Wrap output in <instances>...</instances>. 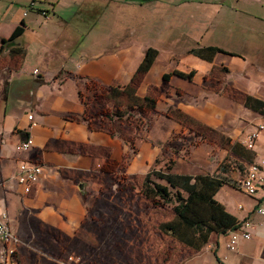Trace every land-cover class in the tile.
<instances>
[{"label": "crops", "instance_id": "obj_1", "mask_svg": "<svg viewBox=\"0 0 264 264\" xmlns=\"http://www.w3.org/2000/svg\"><path fill=\"white\" fill-rule=\"evenodd\" d=\"M119 20L125 22L121 31ZM96 26L101 31L90 38ZM12 36L14 43L2 47V38ZM206 45L228 52L217 51L208 60L191 51ZM149 46L158 52L137 88L139 94L160 86L164 72L193 70L191 78L170 76L167 87L173 89L165 95L163 109L171 104L208 126H214L217 116L236 115L241 118L235 129L238 141L229 136L230 142L221 145V159L230 155L246 169L264 158V130L252 148L243 143L248 129L264 122V113L242 103L245 93L264 100V0H0V205L13 232L28 238L40 233L48 264H66L71 255H85L93 264L109 257L108 240L127 241L86 221L97 188L111 177L146 173L170 129L183 125L159 108L162 117L150 124L158 143L148 135L134 156L128 138L83 117L86 94L98 86L128 83ZM88 77L97 84H87ZM27 135L31 147L17 149L15 144ZM20 161L44 167L29 192L12 176ZM207 164L210 174L230 178L224 177L215 198L238 223L248 219L253 226L251 237H239L234 248L228 246L226 232L215 234L206 251L213 250L220 264H258L264 260V212L255 207L264 203V183L249 195L238 185L245 170L228 175L218 163ZM220 189L242 195L234 200L232 195L219 197ZM86 232L99 237L100 244L104 241L105 248L87 242ZM22 253L19 249L18 260Z\"/></svg>", "mask_w": 264, "mask_h": 264}, {"label": "rangeland", "instance_id": "obj_2", "mask_svg": "<svg viewBox=\"0 0 264 264\" xmlns=\"http://www.w3.org/2000/svg\"><path fill=\"white\" fill-rule=\"evenodd\" d=\"M95 8H91V10L86 8L85 10L96 14L97 10ZM124 25L125 22L121 24L119 20L118 30L121 31ZM100 31V28L96 26L89 34L90 38H97ZM149 87L147 94L156 97L157 108L149 112L146 117H142L134 110L129 119H122L117 115H113L114 119L111 121L108 118L109 114L114 113L116 109H120V111L124 109L126 96H123V104L120 107H116L115 100H108L103 96V92L98 87H93V92H87L88 94L85 97L88 116L93 113H102V117L91 118V123L95 126L113 128L121 136L128 138L129 147L134 156H137V152H139L142 139H147L148 135L151 136L150 124L153 120L160 119L162 117L160 112L165 113L169 106H173L170 104L166 110L161 106L168 100L166 97L169 93L168 91L173 89L169 86L167 87V83L166 85L161 83L160 86L151 85ZM172 103H175V101ZM217 104L221 103L218 102ZM159 108H162V110L160 109L161 111H159ZM175 113L172 115H175ZM189 118L186 122H181L183 124L181 127L170 129L169 135L160 144V152L145 166V172L161 170L192 175L197 173L210 174L212 170L207 164L208 160H210L213 165L218 163L217 167L227 169L228 175L233 170L237 171L236 176H238L239 172L244 173V167L236 158L225 155L221 159L220 149L221 145L226 144L227 140L229 141L231 138L238 141L235 129L239 125L241 118L236 115L217 116L213 119L214 126H208L200 120ZM198 123L204 125H199ZM196 130L202 131L204 135L195 136L194 132ZM151 140L153 144L158 143L157 137L151 136ZM124 166L125 161L122 162V167ZM120 170L121 168L119 172ZM144 174V172H136L128 177H111L109 183L97 188L93 202L91 203V199L89 200L92 212L88 215L91 219L86 221L103 234L109 233V230H111L118 237L127 239L126 242L108 240L107 245L110 247L109 257L106 260L102 259V261L93 262V264H184L185 259L193 255V253L196 255L187 264H220L215 259L213 250L208 252L205 247L213 242L215 233H212L209 240L198 250L194 249L192 254L188 252L189 249H186L187 247L183 243L174 238L172 230L167 227L169 223L175 222L171 204L155 205L151 198L142 193ZM150 179L161 183L166 182L154 173L150 174ZM223 194L232 195L230 196L232 200L240 198L242 195L239 192L220 189L219 197ZM38 233H34L31 238L20 236L26 244L20 247L23 253L20 256L19 264H33V262H37L36 264H48L43 253L44 249L41 246L44 241L40 233ZM86 241L98 248H105L104 241L100 244V238L92 235L91 232H86ZM209 249H212V247ZM84 256L71 255L64 263L90 264L87 256Z\"/></svg>", "mask_w": 264, "mask_h": 264}, {"label": "trees", "instance_id": "obj_3", "mask_svg": "<svg viewBox=\"0 0 264 264\" xmlns=\"http://www.w3.org/2000/svg\"><path fill=\"white\" fill-rule=\"evenodd\" d=\"M14 36L8 39L2 38V47H10V41L14 40ZM191 51L208 60H210L217 51L228 52L216 45L198 46L192 48ZM157 52V48L152 46L145 49L143 57L128 83L109 87L98 86L99 90L103 92V96L108 100H115L114 103L116 107H120L123 104L122 98L126 96L124 109H122V111L116 109L114 113L109 114L110 116L108 118L111 119V121L114 119L113 115H117L122 119H129L134 110L142 117H146L149 112L156 110V97L150 94L141 95L137 92V88L144 73L151 66ZM172 74L191 78L193 70L184 72L174 69L169 72H164L162 75V84L165 85ZM88 82L97 84L96 81L90 77L87 79V84ZM84 102L86 103L85 100ZM242 103L248 108L264 113V100L259 97L250 93H245ZM174 112L176 113L173 116L182 122H186L190 119V116L188 117L186 113L175 106H169L165 111V113L171 115ZM87 113L88 111L85 112L83 117L90 123L91 118L96 116L102 117L101 112L93 113L89 115L90 117ZM198 124L201 125V123ZM109 129H111V134H114L113 128ZM194 133L195 136L204 135V133L199 130H196ZM116 134L120 135V133ZM227 142H230V139L229 141L227 140ZM151 173L163 178L166 182L161 183L153 181L150 179ZM224 182V177L209 173H197L192 175L189 173L150 170L144 174V179L142 181L144 188H142V193L151 198L155 205L171 204V208L175 215V222L169 223L167 227L172 230V234L176 240L198 250L209 240L212 233L218 234L225 232L228 228L238 224L237 217L229 212L224 204L214 196L215 192Z\"/></svg>", "mask_w": 264, "mask_h": 264}, {"label": "built area", "instance_id": "obj_4", "mask_svg": "<svg viewBox=\"0 0 264 264\" xmlns=\"http://www.w3.org/2000/svg\"><path fill=\"white\" fill-rule=\"evenodd\" d=\"M32 4V3H31ZM43 13H46L43 11ZM28 118L32 117L31 113L27 114ZM264 130V122L259 121L247 131L243 137V143L246 147L252 148L260 134ZM32 145L31 136L27 135L25 138L19 140L15 147L17 149H28ZM44 173V167L37 162L20 161L16 164L12 176L16 179L18 184L22 187L23 191L29 192L38 182L39 177ZM264 183V158L260 161H251L245 169L244 175L240 178L238 185L239 188L245 193L252 195L257 190V184ZM239 206H241L239 204ZM255 209L263 213L264 203L259 201ZM240 226L242 228H240ZM253 223L244 219L237 225L228 228L225 232L228 234V246L234 248L238 238H249L252 235L250 227ZM0 252L3 256L2 264H19L18 252L22 245L26 243L21 237L13 232L9 226L8 213L0 205ZM258 264H264V260Z\"/></svg>", "mask_w": 264, "mask_h": 264}, {"label": "water", "instance_id": "obj_5", "mask_svg": "<svg viewBox=\"0 0 264 264\" xmlns=\"http://www.w3.org/2000/svg\"><path fill=\"white\" fill-rule=\"evenodd\" d=\"M14 43V41H10V45L11 44H13ZM9 46H6V49L8 48ZM84 182L83 181H81V182H79V188L81 189V190H83L84 189Z\"/></svg>", "mask_w": 264, "mask_h": 264}]
</instances>
